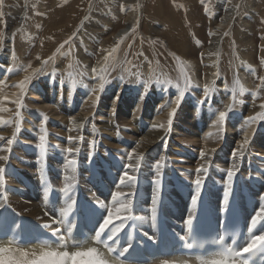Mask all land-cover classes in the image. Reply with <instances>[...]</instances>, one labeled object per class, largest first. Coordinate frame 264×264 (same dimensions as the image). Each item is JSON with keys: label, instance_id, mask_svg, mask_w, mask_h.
I'll list each match as a JSON object with an SVG mask.
<instances>
[{"label": "bare ground", "instance_id": "obj_1", "mask_svg": "<svg viewBox=\"0 0 264 264\" xmlns=\"http://www.w3.org/2000/svg\"><path fill=\"white\" fill-rule=\"evenodd\" d=\"M26 1L27 0H25L24 2L26 3ZM84 1L86 2V0ZM111 1L116 2L119 0H111ZM121 2H122L123 11H127L130 13V15L127 17L128 29L120 32L119 36L116 35V37L113 38L114 39L113 42L121 41L124 37H126L127 34L133 31L136 24L135 23L136 19L141 21L140 25H142V20H143L142 17L144 16V15L140 16V12L138 11L139 9L137 8L139 6L143 8L145 0H122ZM91 4L90 7L95 8L96 1L94 2L92 1ZM239 4L240 3H238V0H232L228 3V5H225L226 13L220 16L219 25H218L219 27L217 26L211 32V42L209 46L206 48V50H204V53L202 55L203 59L206 60L205 66H207L208 68L206 72L207 79L205 85H203L201 81V76L199 74L201 68L200 66H198L197 63L192 62L188 58L186 44H184V41H181L182 44L179 45V43L175 41L176 40L175 38H174L175 40L166 39L169 48L172 50L173 48L177 49L180 52L177 53H179L182 58L188 61V63H190L193 69L196 71L195 80L193 79L194 80L193 87L191 88V92H188L189 95L191 93L192 96L199 97L203 93L207 94L210 91H212L214 89L213 87L219 89L221 85L224 83L223 80L224 77H222L223 79L220 80V78L217 77L218 72L214 73V71L216 72L217 70H219V73L223 74L222 73L223 69H221L220 67V64L222 63V62L220 63V60L222 59V58L220 59V56H222V54L224 53L223 52L224 38H226L225 37L226 33H232L231 36L237 33L235 30L236 28L235 23H236V18L238 17L239 14H241L240 12L241 5ZM67 5H69V3ZM83 5L84 3H82V6ZM162 5L163 4H161L159 1L155 4L153 8V15L151 17L152 19L150 23H148V28L152 34L159 33L163 37L165 35L167 36L170 35L169 38H172L171 33H168L167 29L173 28L172 23L175 20L174 12L173 10H171L170 12L163 14L164 5L163 6ZM82 6L80 5L77 7L74 6L76 9H78L77 13L75 12L76 15L78 14L79 11H81L80 7ZM242 6H243L242 8L245 9L244 4ZM248 6L250 7L251 5ZM252 6L254 7L253 1H252ZM64 10L61 12V14L62 13L64 14L66 13V11H68L66 10L64 12ZM143 12L144 10H142V13ZM21 13H20L21 15L20 14L19 15L20 17H23L24 10ZM111 15H113V13H111ZM66 17L69 16L66 15ZM72 17L73 16L69 17V19L66 22V26L62 28L61 34H63V36H65V34L71 33V31L74 29L73 27L76 26L75 25L76 22H74V19H72ZM246 19L247 17L242 18L243 27H245V24H247ZM63 21L64 19H59L56 21L52 20L51 22L54 27L58 28L63 23ZM94 22L95 21H93V23ZM154 22H157L158 25L155 26L156 23L154 25L153 24ZM214 22H216V20ZM211 23L210 25L212 26ZM41 24H43V22ZM89 26L91 27V25ZM161 27L165 28L166 30L162 32L160 30ZM183 27L184 24H180V26L176 28V31H178V35L182 34ZM42 30L43 29H41V31ZM23 32L24 31H22V34ZM87 32L88 31H86V33ZM52 36L54 37L52 38ZM52 36L45 38L43 42L41 41V44H39L41 45L40 48L36 50L33 56V63L32 65H30L31 67L28 68H27L28 65L25 66V62H24L25 59L23 60V58H26V56H23L22 54L21 55L18 54L19 51L17 52L16 50L14 51L12 49L14 51L12 57L8 54V49H9L8 43L10 42V36L8 35L7 37L4 36L6 37L4 40L3 38L0 39V44L1 42L3 43L2 48L0 49V120L5 122L4 124H0V137L4 138L3 140H0V155H6L8 157L6 161H0V167H3L5 169V172L3 174H0V176L3 177V186H0V221L1 222L7 221V224L9 223L8 229L2 228L0 230V249H6V251L0 252V264H40L42 261H44V259L48 256L46 255V253H49V251L52 249H49V245L35 235L34 222L43 216L41 209H45L48 211L50 210L49 209V206L51 205L50 199L56 198L59 194H60V201H59L60 207L58 209H53V207L51 206V211H54L55 213H63L67 210V214L71 216L72 211L78 205L81 207L85 199L88 200L90 203L98 204L99 198H103L107 200L109 205V210L114 215L112 221H116L118 219H115V210L121 208V204L118 202H114L112 197L116 196L117 192H120L121 195L117 197L118 201L127 202L128 200H131L130 212L124 211L122 212V216H125L127 217V219H129L135 216L136 214H140L144 216L149 215L153 224L156 223L158 221V215L156 211L155 218H153L152 201L153 198L157 195V188L155 184V181L157 179L156 165L159 163L161 157L164 158L165 163L160 168L159 178L161 180V185H160L159 199L156 205V210L158 204L161 201L163 193L166 192V198L164 200V208L166 212L171 215H177L178 212L181 213L187 212L194 207L192 205V200L195 198V191L193 193L188 192L187 195L184 196L180 191L176 189L175 181L177 180V178L180 179L181 176L185 177V181L191 183L192 182L195 183V179L197 178V176H200L203 179V183L201 186V193L204 192L205 187L207 186V195L208 198L210 199V202L213 204L214 208L218 207V205L221 206L227 205L230 196L233 195L237 189L241 191L244 187L250 189L251 185H259V186L262 185V180L264 178V171L262 168V165L264 164L263 160L258 161L256 159L254 163L252 164L250 163V158L251 156H253L251 149L258 146L256 145V143H251L252 135L254 134V130H255L254 128H256L254 125L249 126L247 128V131L241 133L240 137H238L240 138L239 144H243L245 138L247 137V144L242 150H239L243 152L242 156H238L239 159L229 160L228 152L237 153L238 151L236 152L231 151L228 148V146H225L226 144H229L234 140L236 136L235 134L236 129L232 128V126H235L238 123V120L234 119L235 122H231L230 120H225L224 123L226 126V130L222 139H220V137H218L216 140L212 138L211 142L205 140L206 137H207L206 139H208V135L211 132L212 128L215 126V124L218 123L219 115L218 116L216 115L215 118L213 117L214 118L213 120L211 119L210 123L212 124V126L209 125V127L211 126L210 127L211 129L208 127L207 130L204 131V134H202L203 131L201 129V121L198 123V134L201 133L199 137H202L201 139H203L204 143L203 145L200 144L199 146H197L198 152L195 151L196 153H194L191 150H188V148H185V146L183 147L182 145L177 144L174 140V133L172 130L173 128L172 126L174 122L171 121V118H173L176 114V107H177L176 104L177 98L175 94L176 92L174 93V91L172 90L168 92L171 96H166L162 94V90H164L165 87L163 88L160 85H156L152 89L151 96L149 97L150 104L145 105L144 107L140 103V100L142 98L141 96L146 91L145 85H147L146 80L148 77H145V74L147 73L149 68H151V66L145 67L140 63L142 65L141 66L142 68H140L142 69L141 79H143L144 81H141L139 85L134 86L131 90V93L134 94L136 92V94L139 95V98L135 100L131 98V96L130 97L127 96L126 100L125 98L122 100L120 110L117 112L118 116L120 117L126 116V117H130L129 120L134 119L133 122L131 121L132 125L128 126V128L133 126L132 132L136 136H138V138L136 139V143H132L125 138L126 134L120 131L117 123L110 122L111 123L110 124L108 121H104L106 120L105 118L103 119V121H98V119L95 118L96 115L99 116L97 114L98 112L100 113L102 112L103 114H106L104 113V111L107 110L109 107H111L112 104L113 109L111 108L112 112L109 115L110 116L109 119H114L115 117L113 118V114L115 112V108L112 101L118 102L117 101L118 97H115V100L109 101L110 95L112 94L111 92L107 90H106L107 92L97 90L94 94L92 89L98 88V85L101 83V76L105 77L106 73L109 70L107 66L115 59H117L118 61H124V59H126L124 56L127 55L128 64L130 63L131 66L136 68L140 67V66H135L136 62L133 59L134 58L133 55L136 52L135 47L137 46V44H133V48L131 47L132 50L130 51L129 54L126 55L119 53L117 54L115 53V51L111 53V55H107L102 50V52H100L98 55V57L100 58L98 60L100 62L97 65V67L94 68L93 71H91L92 74H90V76L87 75L89 73V71L87 70L88 71L86 72L87 76L82 75L84 81L88 86L87 90L80 89V87L77 88V90L73 89L74 92L78 94L76 97H73L76 98V100L73 101L71 85L73 83L72 81H74L75 78L73 80L67 79L63 77L61 73H56L55 70L59 71V69L62 67L61 66L62 63L60 65V61L61 59H63L64 55H66V59L69 62L75 61V64L78 63L81 66L80 64L81 59L84 60L85 62L89 61V59H87L85 54H91L92 52H90L89 50L77 51V52L70 50V51H66L67 52L66 53L65 50L63 49L58 51L57 48L59 47H57V45L58 43L61 42L62 39H64V37L58 38L54 34H52ZM95 41H99V40H97V38L95 37ZM81 42H84V40L83 41L81 40ZM68 44L70 43L68 42ZM53 48L54 49L56 48L55 51ZM119 48H120V44H119ZM261 54L263 56V53ZM238 55H239L238 57H241V59L243 60L242 64H244L245 70L249 73L254 72L255 68L252 66V63L250 61L251 56L249 55V53L245 54L243 51H240V54ZM248 56L250 58H248ZM45 61H48V63L45 64L44 63ZM149 62L151 63V60H147V63ZM121 65H123V63ZM88 66L89 65H87V67ZM87 67L85 66L83 67L85 69L83 68L81 69L86 70ZM234 67H236V64ZM75 68H77V66ZM105 68L107 69V71L102 72L101 70ZM37 69H39L40 71L37 72L36 71ZM47 71L49 73L46 75ZM119 71L121 72L120 69ZM122 73L124 72L122 71ZM160 73H162V71ZM119 75H117L116 71H114L113 72L114 77L112 76L113 80L111 82H113V85L116 88L122 89L124 85L120 83V80H123V82L125 80L124 78L120 77L122 75L120 76ZM26 76L31 77L26 88H28V94L31 97V99L34 101L33 102L31 100V102H29L31 103L30 104L31 106H34L33 107L35 108L34 110L28 109L27 106L29 107V105L27 106L25 105L26 101L24 100L26 99L24 97L25 95L24 93L20 97H17L18 95H16L12 91V89L14 90L15 88L19 89L17 85H19L20 82L23 81ZM214 78L216 79L214 80ZM238 78L240 79V77ZM77 81L79 82L78 79ZM163 81H165V79ZM242 84H244L243 86L248 90V94H247L248 96L244 95L243 98L250 103V106L249 108L239 107L237 109L244 112H248L250 113L249 115L256 114L258 116L259 114L264 113V108H261V105H264V100L260 101L254 97L255 92H253L251 89L250 79L242 78ZM109 85L110 84H108V86ZM203 86H205L206 88L204 89L201 88ZM103 90H105V88ZM25 92L27 93L26 89ZM97 97L98 99H96ZM251 98L253 100V103ZM18 99L22 101V105H23L22 107L17 106V103L15 101H17ZM224 99L225 98H221L218 96L213 97V95H209V97H207L206 100L214 104L220 112H223L225 109H227L226 107L223 108V102H225V105H227V103L229 102V101H224ZM65 101H67V103ZM93 101H96V103L93 104ZM165 102L171 104L170 107L172 106V108L166 109L159 114L158 106L164 104ZM191 102H192L191 98H189V101L186 102L187 109L191 107ZM59 103L62 104L63 111H55V109L52 108L54 110L52 111V113L51 111L49 113L46 112V110H48L50 106L53 107L52 104L58 107ZM141 105L144 108H141L140 107ZM87 107L89 108V111L85 114H82V112L87 110L85 109ZM93 109H95L96 115H92ZM172 109H175L174 115L172 114L173 113ZM18 112L20 113L19 117L17 116ZM139 115L142 116L139 117ZM44 116L47 117L46 120L44 119ZM163 117L166 120L165 126L166 127L168 125L170 126L168 130H165V128L162 129L160 127L161 124H156L155 127L152 126V129L142 130V126L146 123L145 118L152 120L157 118L160 120ZM162 120H160V122H162ZM169 121H171V123H169ZM17 123H19V127H17ZM75 125H80V127H76ZM42 126L44 128L43 132L41 131ZM261 129L264 132V125H262ZM100 132H102L103 134ZM114 134H116L115 135L116 137H112V135ZM198 134L194 136H197ZM41 135H45V150L43 152H41L39 149V145H40L39 137ZM210 135H212V133ZM9 139L13 140L12 144L7 143ZM223 142L225 147H221ZM137 145L139 146L137 147ZM69 148H72L74 150L71 154L67 151ZM76 148H79L78 152L75 151ZM221 148L224 149L221 150ZM202 152L204 153L203 158L201 157ZM128 153H133V158L131 161L127 159ZM137 157H140L139 167H137V162H138ZM70 159H74L77 161L74 167L68 164V161ZM234 161L237 162L238 166L235 169L236 175L234 176L232 186L229 189L226 173L227 170L232 167ZM129 164H131V167H129ZM202 165L207 166L208 171L206 173L197 171L198 169L201 168ZM133 169H135V171H133ZM181 170L184 171L181 172ZM176 171L181 173L177 174ZM243 173H247L249 175L250 183H248L245 180V178L243 177ZM129 176L135 177V184L133 186H128L129 181L127 177ZM55 177L59 179V182L57 184L58 186L55 184ZM122 178L125 179L124 185H121L120 183V180ZM186 178L187 179L189 178V181L186 180ZM33 181L35 182V184L39 186V191H40L39 193H37L32 187L31 182ZM65 189L67 190L65 191ZM92 190H95V194L91 192ZM225 191L228 192L227 202H225V197H224ZM189 197H191L190 200ZM199 197L197 198V203L199 201ZM177 198L183 200L184 204L182 206L177 204L176 201ZM261 198L262 199L260 203L261 205L264 206V196L261 195ZM16 199L21 200L23 203V204H18L17 206L18 210L22 214L27 215V218L23 221V224L25 226L31 225V235H30L31 238L29 240V245L25 248H23L21 244L15 242L17 238V233L15 231V226L11 223L12 220L18 216V214L13 210V206H12L14 200ZM27 202H29L30 204H27ZM252 203L254 206L253 209H257L259 203H257L255 200H253ZM69 204H72V208L70 210H68ZM148 208L150 209L149 213L147 212ZM258 213L259 216L257 215ZM263 216L264 215L261 214V210H258L256 211L255 214L251 215V218L252 219L256 218L258 220ZM85 258H87V256L81 250H76V253L70 264H81L80 260H84Z\"/></svg>", "mask_w": 264, "mask_h": 264}, {"label": "rangeland", "instance_id": "obj_2", "mask_svg": "<svg viewBox=\"0 0 264 264\" xmlns=\"http://www.w3.org/2000/svg\"><path fill=\"white\" fill-rule=\"evenodd\" d=\"M76 1L77 0H40V1L39 0H29V4L27 7L28 11H27L22 23H21L20 15L22 14L21 12H23V10H24V7H23L24 3H25L24 0H3L2 4H0V13H2V15H0V39L3 38V40H4L7 37V35L10 36V42L8 43L9 44L8 45L9 46L8 54L12 57L13 52L15 50L17 52L19 51L18 54H20V55L22 54L23 56H26V58H23V60L25 59V61H24L25 66L28 65L27 66V68H28L29 65H32V63H33V56H34L36 50H38V48H40L41 45H39V44H41V41L43 42L45 38L51 37L52 34H54L58 38L64 37V39L61 40V42L63 44L60 42L57 45V47H59L60 49L56 47L58 50L63 49V50H65V52L70 51V50L75 51V52L84 51V50L88 51L89 50L90 52H92L91 54H85L87 59H89V61L85 62L84 60L81 59V61H80L81 66L78 63L75 64V61H72L74 63L69 62L66 59V55H64L63 59H61V61H60V65L62 63V65H61L62 67L59 69V71L55 70L56 73H61L62 76L67 78V79L73 80L75 78L74 81H72L73 83L71 85V87H72L71 92H72V98H73V97H76L78 95L77 93L74 92V90H77V88L80 87V89L87 90L88 86H87L86 82L84 81L83 76H87V75L90 76V74H92L91 71H93L94 68H96L100 62L98 60V59H100L98 57V55L100 52H102V50L107 55H111V53H113L114 51L117 54L119 53V54H125L126 55V54H129L130 51L132 50L133 44H137V46L135 47L136 52L134 53V55L132 53V55L134 56L133 59L136 62L135 66H140V67H137L138 69L136 67L131 66L130 63L128 64L127 55L124 56L126 58V59H124V61H118L117 59H115L117 61L113 60L107 66L109 68V70L106 73L104 78L108 82L105 84V87H104L105 90H103V92H107V91L111 92L112 94L110 95L109 101L115 100V97H118L117 98L118 102L112 101L114 108H115V112L113 114V118L115 117L114 119H109L110 118L109 115L113 109L112 104H111V107H109L110 109L108 108L107 110L104 111V113H106V114H103L102 112L97 113L101 117L97 116L95 114L96 113L95 109H93L92 115H96L95 118L98 119V121H103V119L105 118L106 120H104V121H108L109 123L110 122L111 123H117L120 131L122 133L126 134L125 138L132 143H136V139L138 138V136H136L132 132L133 126L128 128V126L132 125V122L134 119L129 120L130 117H126V116L120 117V116H118L117 112L120 110L122 100L124 98L126 100L127 96H129V97L131 96V98H133L135 100L139 98V95H137L136 92L134 94H132L131 90L134 86L139 85L141 81H144L143 79H141V73H142V69H140V68H142L141 66L142 65L145 67L151 66V68H149V70H148L149 72L147 71V73L145 74V77H148L146 80L147 85H145L146 91L142 94V96H141L142 98L140 97L141 98L140 103L144 107H145V105L150 104L149 97L151 96L152 89L156 85H160L163 88L165 87V89L162 90V94H164L166 96H171L168 92H170L172 90L174 91V93L176 92L175 93L176 98L180 96L179 93L181 92V90H183L184 93L186 92L183 96L184 98L183 97L181 98L182 99L181 103L179 105H177V107H176L175 116L173 118H171V121L174 122V124L172 126L173 127L172 130L174 133V140L177 144L182 145L183 147L185 146V148H188V150H191L194 153L198 152L197 146H199L200 144L203 145V143H204L203 139H201L202 137H199L201 133L198 134V123L201 121V129L203 131L202 134H204V131L207 130L209 125L212 126V124L210 123L211 119L213 120L216 117V115L218 116L220 113L218 108L214 104L208 102L206 99H207V97H209V95H213V97L218 96L221 98H225L224 101H229L228 103L230 104L229 105L227 103V105H225V102H223V108H225V107L227 108L223 111L226 114L225 120H230L231 122H235L234 119L238 120V123L235 126H232V128L236 129V131H235L236 136L231 143L226 144L225 146H228V148L234 152H236L238 150H242L241 144H239L240 138H238V137H240L241 133L246 132L247 128L249 126L254 125L256 128H254L255 130H254V134L252 135V142L251 143H256V145H258V146L254 147L253 149L250 148L252 155H253L250 158V163L251 164L254 163L256 159L258 161L263 160V162H264V146H263L264 132L261 129L262 125H264V118H258V119H255V122H251V121H249V117L257 118V117H260L261 114H259L258 116L256 114L249 115L250 113L237 109L239 107H248L249 108V106H250V103L247 102L243 98L244 95L248 96L247 95L248 90L243 86L244 84H242V78H249L251 89L253 92H255L254 97L260 101L264 100V75H263L264 74V48H263L264 47V0H242V2H241V0H238V3H240L239 5H241V9H240L241 14H239L238 17L236 18L235 30L237 33L235 35H232V36H231L232 33H226V36H225L226 38H224V44H223V52L224 53L222 54V56H220V59L222 58L220 60V63L221 62L222 63L221 64L219 63V64H220L221 69H223L222 70L223 74L219 73V70L214 69V70H217L216 72L214 71V73L218 72L217 77L220 78V80L223 79L222 77H224V79H223L224 83L221 85V87L219 89H216L215 87H213L214 88L212 90L213 94H212V91H210L207 94L203 93L199 97H194L191 95V93H190V95L188 94V92H191V88L193 87V81L195 80V77H196V71L193 69L191 64L188 63V61H186L184 58L181 57V55L179 54L180 52L177 49L173 48V50H172L169 48L166 39H174L175 38L176 40L175 39L174 40L176 42H178L179 45L182 44L181 41H184V44H186L188 58L192 62L197 63L198 66H200V68H201L199 74L201 76V81H202L203 85H205L206 79H207L206 78L207 77L206 72H207L208 68H207V66H205L206 60L203 59L202 55L204 53V50H206V48L209 46V44L211 42V32L213 31L214 28H216L219 25L220 16H222L223 14L226 13L225 5H228V3L232 0H220V1L219 0H145L143 8L141 6H139L137 8V9H139L138 11L140 12V16L144 15L142 17V19H143L142 25H140L141 21L136 19V21H135L136 24H135L134 30L130 32L131 34L130 33L127 34L126 37H124L121 41H118V42H113L114 41L113 38L116 37V35L119 36V33L122 32L123 30L128 29L127 17L130 15L129 12L123 11L122 2H121L122 0H119L116 2L111 1V0H86V2L84 0H78L79 2L78 1L76 2ZM92 1L93 2L96 1L95 8L90 7L92 5L91 4ZM158 1L164 5V6L162 5L164 7L163 14L168 13L171 10H173V12H174V19L175 20L172 23L173 28L167 29V32L171 33L172 38H169L170 35L169 36L165 35L163 37L159 33L158 34H152L149 31L148 23H150V21L152 19L151 17L153 15V8ZM252 1L254 2V7L252 6ZM219 2H221V3H219ZM247 2H248V4H247ZM68 3L70 5V7H69V5H67ZM71 3H72V5H71ZM73 3H75V4H73ZM82 3H84L83 6H82ZM109 3H111V4H109ZM243 4L245 6V9L242 8ZM79 5L82 7H80L81 11H79L77 14L78 16L80 14V16L78 17L76 15L78 9H76L74 6L77 7ZM248 5H251V6L249 7ZM65 6H68V7H65ZM110 6H112V7H110ZM217 8L219 11L217 10ZM63 10H64V12L66 10H68V11H66L67 14L62 13L63 14L62 15L61 12ZM107 10H109V11H107ZM142 10H144L143 13H142ZM212 10H213V12H212ZM88 11H90V12H88ZM110 11H112V12H110ZM122 11H123L124 16L122 14ZM209 12H211V13H209ZM111 13H113V15H111ZM43 14H44V16H43ZM65 14L68 15L69 17L73 16L72 19H74V22H76L75 23L76 28L73 27L74 29L73 28H72L73 30L71 29L72 30L71 33L65 34V36H63V34H61L62 28L66 26V22L69 19V17H66ZM88 16H89V18H88ZM243 17H247V19H246L247 24H245V27L242 26V18ZM59 19H64L63 23L58 28L54 27L51 21L52 20L56 21ZM215 20H216V22H214ZM5 21H7V22H5ZM83 21H84V23H83ZM93 21H95V22L93 23ZM42 22H43V24H41ZM86 22H87V24H86ZM89 22H91V23H89ZM155 23H156V25H155ZM210 23L212 24V26L210 25ZM80 24H81V26H80ZM153 24L155 26L158 25L157 22H154ZM180 24H184L182 34H181L182 36L178 35V31H176V28L178 26H180ZM89 25H91L92 28ZM103 26H104V28H103ZM15 27H17V28H15ZM78 28H79V30H78ZM41 29H43V30L41 31ZM85 30L88 32L86 33ZM160 30L162 32H164L166 29L161 27ZM22 31H24L23 34H22ZM7 33H9V34H7ZM31 35H32V37H31ZM66 35H68V36H66ZM93 35H94V37H93ZM4 36H6V37H4ZM53 37L54 36H52V38ZM95 37L99 41H95ZM101 37H103V38H101ZM110 38L113 40H111ZM139 38H141V39H139ZM178 38H181V39H178ZM235 39H237V40H235ZM81 40L82 41L84 40V42H81ZM140 40H142V41H140ZM71 41L72 42L75 41V42L72 43ZM107 41H109V42H107ZM68 42L72 46L70 44H68ZM138 42H139V45H138ZM228 42L231 46V49H230ZM225 43H226V45H225ZM2 44L3 43L1 42L0 49L2 48ZM119 44H120V48H119ZM75 46H76V48H75ZM15 47H17V48H15ZM228 47H229V49H228ZM118 48H119V50H118ZM55 49H54V51H55ZM110 49H112V50H110ZM240 51H243L245 54L249 53V55L251 56L250 61L252 63V66L255 68L254 72L249 73L245 70L244 64H242L243 60L241 59V57H238L239 56L238 54H240ZM177 52H179V53H177ZM261 53H263V56ZM171 56H173V57H171ZM225 56H228V57H225ZM233 56H234V58H233ZM235 57H236V59H235ZM228 58H229V60H228ZM248 58H250V57L248 56ZM147 60H151V63L150 62L147 63ZM184 61H186V62H184ZM68 62H69V64H68ZM58 63H59V61H58ZM88 63H90V64H88ZM122 63H123V65H121ZM86 64L89 66L87 67ZM235 64H236V67H234ZM76 66H77V68H75ZM85 66L87 67V69L83 70V69H85V68H83ZM71 68H72V70H71ZM74 68H75V70H74ZM81 68H83V69H81ZM119 69L121 70V72L119 71ZM190 69H192V70H190ZM232 69H233V71H232ZM87 70L89 71V73L86 75V72H88ZM242 70H244V71H242ZM48 71H47L46 75L49 73ZM114 71H116L117 75H119V73H120V75H122V76H120V75L119 76L124 78V80H125L124 82H123V80H120V83L122 85H124V87L122 89L116 88L113 85V82H111L113 80L112 78L114 77L113 76ZM122 71L124 73H122ZM161 71H162V73H160ZM81 73H83V74H81ZM183 73H184V75H183ZM133 75H134V77H133ZM136 75H138V76H136ZM189 75H191V76H189ZM123 76H125L126 79ZM163 77H165V78H163ZM187 77H188V79H187ZM238 77H240V79ZM77 79L79 80V82L77 81ZM164 79H165V81H163ZM167 79H169V80H167ZM215 79L216 78H214V80ZM135 83H136V85H135ZM259 83H260V85H259ZM108 84H110V85L108 86ZM261 85H263V86H261ZM241 86L244 89L243 93L240 92ZM201 88L204 89L206 87L203 86ZM25 89H26L27 93L25 92ZM25 89L23 91V93L25 94L24 97L26 99V100H24V101H26L25 105L26 106L29 105V107L27 106L28 109L34 110L35 109V108H33L34 106H31L30 105L31 103H29V102H31L32 99L28 94V88H25ZM12 91L16 95H18L17 97L21 96V89L20 88L19 89L15 88L14 90L12 89ZM119 91H120V93H119ZM178 91H179V93H178ZM235 91H236V93H235ZM122 92H123V94H122ZM257 96H259L260 98ZM27 97H29V98H27ZM189 98H191L192 102H191V107L189 109H187L186 102L189 101ZM75 100H76V98H73V101H75ZM251 100H252V98H251ZM65 102L67 103V101H65ZM252 103H253V100H252ZM142 105L140 107L144 108ZM163 105H165L166 107L161 108L160 106H158L159 114L166 109L172 108V106L170 107L171 104H169L168 102H165ZM52 106L53 107L50 106L48 108V110H46V112L49 113L51 111V113H52V111H54L53 109H55V111H63L61 103H59L58 107L55 106L54 104H52ZM60 108H61V110H60ZM81 108H83V107H81ZM85 109H87V110L82 112V114H85L89 111L88 107ZM192 110H193V112H192ZM104 115H106V116H104ZM141 116L142 115H139V117H141ZM162 119H160V120H162L163 123L160 122V120L157 118H155L154 120L145 118L146 123L142 126V130L152 129V126L156 125V124H161V125L164 124V127H161V128L162 129L165 128V130H168V128L170 126L168 125L166 127L165 126L166 120L164 117ZM146 120H148V121H146ZM225 120L223 122H220V120H218V123L215 124V126L212 128L211 132L209 133L208 139H206L207 137L205 138L206 141L211 142L212 138L214 140H216L218 137H220V139L223 138L225 130H226V126L224 123ZM203 128H205V129H203ZM100 133H102V132H100ZM211 133H212V135H210ZM196 134H198V135L194 136ZM104 135H106V134H104ZM115 135L116 134L112 135V137H116ZM213 135H214V137H213ZM195 139H196V141H195ZM225 146H224V142H223L221 147H225ZM223 149L224 148H221V150H223ZM247 149H248V147H247ZM247 149H246V151H247ZM228 154H229V158H228L229 160L239 159L238 156L233 155V152L232 153L228 152ZM262 168L264 171V164L262 165ZM243 177L245 178V180L248 183H250L249 175L247 173H243ZM55 178L57 179V180H55V184L57 185L59 182V179L57 177H55ZM250 190L255 191L259 196H261V195L264 196V178L262 180L261 186L251 185ZM18 204H23V203L19 199L14 200L12 206H13V210L18 214V216L16 218H14L11 223L15 226V231L17 233V238H16L15 242L21 244V246L23 248H25L29 245V240L31 238V236H30L31 235V225L25 226L23 224V221L27 218V215L22 214L18 210V207H17ZM49 209H50L49 211H51V205L49 206ZM56 214L60 217V220L62 222V226L64 227V229L67 232H71L72 231V224L75 220V216H70L68 214L65 216V215H62V213H56ZM42 226H44L48 229H54L53 223L50 220H48L44 215L34 222L35 235L37 237H39L42 241L46 242L49 245V249L56 247V245L50 240V238L48 236H45L41 232L40 228ZM8 227H9V223L7 224V221H5V222L0 221V230L2 228L8 229ZM23 232H24V234H23ZM40 264H63V263H59L58 261L51 259L48 255L44 259V261H42Z\"/></svg>", "mask_w": 264, "mask_h": 264}, {"label": "snow or ice", "instance_id": "obj_3", "mask_svg": "<svg viewBox=\"0 0 264 264\" xmlns=\"http://www.w3.org/2000/svg\"><path fill=\"white\" fill-rule=\"evenodd\" d=\"M2 2H3V0H0V4H2ZM0 15H2V13H0ZM44 63L47 64L48 61H45ZM29 67H31V66L29 65ZM36 71L38 72L40 70L37 69ZM101 71L102 72H106L107 69L105 68V69H102ZM30 79H31V77L26 76L25 79L23 81H21L19 85H17V87H19L21 89V95L23 94V90L26 88V86L29 83ZM107 82L108 81L103 76H101V83L98 85V88L97 89H92L93 93L95 94V92L97 90L103 91L104 86H105V84ZM184 94H185L184 91L181 90L180 96L177 97V99H176V104L177 105H179L181 103V98L184 96ZM15 102L17 103V106L18 107H22L23 106L22 105V101H20L19 99L17 101H15ZM95 103H96V101H93V104H95ZM160 107L161 108H164L166 106L162 104V105H160ZM261 108H264V105H261ZM174 113H175V109H173V113L172 114L174 115ZM19 115H20V113L18 112L17 113V116L19 117ZM225 115H226L225 112H220L219 113V120H220V122H223L225 120ZM258 118H264V113H262L261 116L260 117H257V118L249 117V121L255 122V119H258ZM44 119L46 120L47 117L44 116ZM4 123H5L4 121L0 120V124H4ZM169 123H171V121H169ZM75 126L76 127H80V125H75ZM17 127H19V123H17ZM153 127H155V125H153ZM160 127H164V125H160ZM41 131L42 132L44 131L43 126L41 128ZM3 139H4L3 137H0V140H3ZM39 139H40L39 149H40L41 152H43L45 150V135H41L39 137ZM7 143L8 144H12L13 143V140L9 139L7 141ZM93 144H94V142H93ZM246 144H247V137L245 138L244 143L241 144V149H243ZM138 146L139 145H137V147ZM67 151L71 154L74 150L72 148H69ZM75 151L78 152L79 151V148H76ZM242 155H243V152L242 151H239V150H238L237 153L234 154V156H242ZM203 156H204V153L202 152L201 153V157L203 158ZM132 158H133V153H128L127 154V159L129 161H131ZM7 159H8V157L6 155H0V161H6ZM139 159H140V157H137V161H138L137 162V167H139ZM76 163H77V161L74 160V159H70L68 161V164L71 165V166H73V167L76 165ZM164 163H165L164 158L161 157L159 163L156 165V176H157V179L155 181V184H156V188H157V195L153 198V201H152V203H153V218H155L156 205H157V202H158V199H159V191H160V185H161V180L159 178L160 177V168L164 165ZM237 166H238L237 162L234 161L233 164H232V167L227 170L226 175H227V182H228L229 189L231 188L232 183H233V178L236 175L235 169H236ZM129 167H131V164H129ZM133 171H135V169H133ZM197 171L198 172H205L206 173L208 171V168H207V166L202 165L201 168L198 169ZM4 172H5V169L3 167H0V174H3ZM230 172L232 173V176L231 177L229 176V173ZM127 179L129 181V185L128 186H133L135 184V177L134 176H129V177H127ZM120 183H121V185H124L125 184V179L122 178L120 180ZM202 183H203V179L200 176H197V178L195 179V198L192 200V205L193 206H195L197 204V198L201 195V186H202ZM0 186H3V177L2 176H0ZM66 190L67 189H65V191ZM120 195H121V193L120 192H117L116 193V196H113L112 199H113L114 202H118V203L121 204V208H118V209L115 210V219L121 220L122 222H121L120 225H122L123 224V220H126L127 219V217L122 216V212H124V211H129L130 212L131 200H128L127 202H125V201H118L117 200V197H119ZM224 197H225V202H227V197H228V192L227 191H225ZM71 208H72V204H69L68 205V210H70ZM261 214L264 215V211H261ZM62 215H65L66 216L67 215V210L65 212H63ZM113 218H114V215L111 212V217H110V220H109V224L112 222ZM187 223H188L189 231H191V227H192V223H193L191 216L188 218ZM105 227L107 228L108 225H105ZM254 237H256V236H254ZM100 239H101V236H100ZM252 239L250 240V242L252 241ZM223 243H224V241H221V244H223ZM189 245H191V244H189ZM110 248L111 247L109 246V249ZM3 251H6V249H0V252H3ZM90 251H91L92 254H94L95 264H108V261L107 260L102 259V258L99 257V255H97V250L95 248L90 249ZM64 254L66 255V253H64ZM46 255H59V254L58 253H46Z\"/></svg>", "mask_w": 264, "mask_h": 264}, {"label": "clouds", "instance_id": "obj_4", "mask_svg": "<svg viewBox=\"0 0 264 264\" xmlns=\"http://www.w3.org/2000/svg\"><path fill=\"white\" fill-rule=\"evenodd\" d=\"M244 89L241 86L240 92L243 93ZM235 153H233L234 155ZM229 176H232V173H229ZM261 211H264V208L261 209ZM259 216V213L257 214ZM111 217V212H109L108 217L104 219L103 223L100 225L99 230L95 234V241L100 242V236L101 233L105 230V225H109V220ZM257 223V219L253 218L251 221L252 227H254ZM124 227V224L120 225L119 227H116L112 231V236H115L119 231H121ZM249 233H251L252 229H248ZM112 237L110 236L109 239ZM221 241H224V237H221V239L217 242L222 247L220 251L217 253L216 259H213L211 261H207L203 259L202 257H197L195 264H247V261L243 258V254H252L255 250H257L258 246H264V235L256 236L252 239L251 242L247 244V246L243 247L241 250H236L235 248L225 245V243L221 244ZM233 245L235 244V240H233ZM105 247L108 248L109 252H114L115 247H111L109 249V246L107 242H105ZM187 247L191 248L193 245H187ZM126 251V249H125ZM240 258L239 260H236L235 258ZM112 264H123V262L116 258L112 261ZM185 264H188V262H185Z\"/></svg>", "mask_w": 264, "mask_h": 264}]
</instances>
